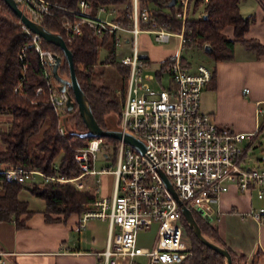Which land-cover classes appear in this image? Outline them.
I'll use <instances>...</instances> for the list:
<instances>
[{"label":"built area","instance_id":"1","mask_svg":"<svg viewBox=\"0 0 264 264\" xmlns=\"http://www.w3.org/2000/svg\"><path fill=\"white\" fill-rule=\"evenodd\" d=\"M14 1L29 19L41 25L51 14L53 4L47 0ZM188 4L189 0L175 1L174 16L180 28L174 32L157 23L147 7L139 8L137 0H132L126 23L118 19L114 6L100 5L92 10L85 0H78L75 8H64L58 18L66 45L83 35V27L98 40L111 35L114 48L127 45L118 61L127 68L118 127L122 134L143 141V152L122 138L115 139L110 148L102 137H93L74 150L73 159L80 169L76 177L48 176L19 165L0 170V183L2 179L24 183L37 177L44 181L74 182L77 189L83 188V178L92 177L89 189L94 195L99 191L100 175L110 173L111 196L96 199L93 204L96 209L84 211L80 223L83 226L89 217L108 220V237L98 254L101 264H183L192 257V252L185 242L184 218L178 201L202 219L203 215L212 219L217 214L215 205L232 187L240 193H254L257 199L264 198V156L257 159L250 155L255 147L264 151L260 126L237 132L217 124L209 113L200 109V94L211 78V69L203 63L191 69L182 56L181 50L193 41L190 35H185ZM19 25L38 55L47 103L58 118V133L64 135L61 117L66 113L70 93L68 87L58 91L54 84L52 65L57 53L42 46L39 34L20 21ZM141 33L152 34L158 43L174 36L178 49L150 68L149 56L139 46ZM26 46L22 45L17 54L23 71ZM23 79L22 76L20 82ZM42 90L37 87L35 94ZM98 153L103 161L111 159L112 163L97 169ZM160 172L172 185L176 197ZM246 214L257 225L264 224V207L252 208ZM153 225L156 234L152 244L140 246L139 231ZM6 256L0 250V264H5Z\"/></svg>","mask_w":264,"mask_h":264},{"label":"trees","instance_id":"2","mask_svg":"<svg viewBox=\"0 0 264 264\" xmlns=\"http://www.w3.org/2000/svg\"><path fill=\"white\" fill-rule=\"evenodd\" d=\"M47 1L53 5L51 14L46 16L42 25L47 30L56 31L62 35L58 18L64 13V8H75L78 0ZM85 1L91 5L92 10L100 5L114 6L118 19L123 23L128 21L127 12L131 7L132 0ZM169 1L137 0V5L139 8L147 7L151 17L157 23L163 24L174 32L179 29L180 22L174 16V5H168ZM238 3L239 0H189V7L197 8L200 4L203 5V13L196 18L188 16L185 21V35H190L193 38L188 46L202 47L208 44L210 48L207 54L215 61L230 59L233 46L237 41L257 54L264 53V46L257 40L244 38L249 18L240 14ZM204 14H206L205 17ZM228 25L233 28V38H228L223 33V29ZM82 30L83 35L77 37L67 47L72 54L76 78L87 98L92 114L96 122L106 128L107 120L110 119L109 115L119 114L118 101L110 99L107 87L96 86L92 82V75L89 72L78 71L76 65L80 63L84 68H87L96 64L99 49L106 48L107 56L104 58V64L113 62L116 65L120 77L121 96L124 92L127 68L113 61L114 46L111 35L106 34L98 40L92 36L88 28L83 27ZM30 44L31 40L24 35L18 17L3 0H0V114L10 116L6 128L0 131V141L4 144V149L0 151V164L7 167L19 165L26 170H36L45 175L63 179L76 177L80 174V169L74 162L73 153L87 138L73 132L68 134L65 132L64 135L58 133L59 121L47 103V93L42 79L39 58ZM41 44L62 55L57 46L42 38ZM22 45H27L26 58L23 61L24 71L22 63L17 57ZM58 73L63 77L68 76L67 63L63 57L58 65ZM22 76L24 79L20 82ZM17 84L19 86L14 91ZM39 86L43 90L41 93L35 94V89ZM69 93L71 94L70 90ZM66 113L67 121L73 123L75 129L78 131L85 129L76 108L66 111ZM102 139L106 143L108 141L115 142L113 138L102 137ZM56 158L59 160L57 169H54ZM26 185H28L31 194L44 200L45 209L43 212L47 221L54 220L50 217V213H62L63 216H67L70 213L91 210L96 201L94 194L77 189L69 181L41 180L37 182L30 180L19 183L2 179L0 183V221H14L17 227L24 226L25 219L32 211L28 209L27 202L18 197V194ZM193 216L203 234L227 248L232 264H244V258L235 255L231 249L220 242L216 230L205 219L195 213ZM183 225L185 234L186 231L192 232L184 219ZM198 242L192 257L183 264H225L220 255L199 240Z\"/></svg>","mask_w":264,"mask_h":264},{"label":"crops","instance_id":"3","mask_svg":"<svg viewBox=\"0 0 264 264\" xmlns=\"http://www.w3.org/2000/svg\"><path fill=\"white\" fill-rule=\"evenodd\" d=\"M202 6L192 9L189 17L200 16ZM238 6L240 14L249 18L244 38L255 39L264 46V0H239ZM223 33L233 38L232 26H226ZM138 40L140 48L149 56L150 68L178 49V42L173 52L161 48L163 43L156 42L149 33H141ZM189 48L202 52L211 69V78L200 94V109L219 125L237 132L252 131L259 125L260 134L264 135V53L257 54L237 41L230 59L215 61L208 56L204 45L185 47ZM196 64L188 63V66L192 69ZM9 119V115L0 114V131L6 128ZM3 149L0 141V151ZM6 167L0 164V170ZM107 174L111 175H100L96 199L111 196L112 175L107 193H100L103 176ZM89 178L92 182V177ZM18 197L27 202L32 213L23 227H17L14 221H0V250L7 254L5 264H101L98 254L108 237L106 218L89 217L81 226L82 212L51 217L54 220L47 221L44 200L31 194L28 185L20 190ZM260 206L264 207V198L257 199L254 193H240L232 187L215 205L216 221L208 222L220 242L244 258V264H264V224L257 225L246 214ZM95 209L93 205L91 210Z\"/></svg>","mask_w":264,"mask_h":264},{"label":"water","instance_id":"4","mask_svg":"<svg viewBox=\"0 0 264 264\" xmlns=\"http://www.w3.org/2000/svg\"><path fill=\"white\" fill-rule=\"evenodd\" d=\"M3 1L18 17L19 21L22 22L31 32L39 34L42 39H44L48 43H51L57 46L61 51L62 55H59V54L54 55L55 61L52 65V75H53L54 80L56 81V83L54 84L58 91H64L66 87L69 88V90L71 91V94H69L68 99L65 104L66 111H71L74 108H76L78 115L85 127L83 131H78L77 129H73L69 127L68 121H67V113H65L61 117V122L65 128V132L67 134L73 132L84 138H93V137H96V138L108 137V138H113V139L122 138L124 142L130 144L131 146L136 148L138 151L143 152L145 149V144L140 139L135 138L128 133L122 134L119 127L112 128V127L107 126L106 128H103L96 122L92 114L91 108L89 106V103L87 101V98L84 92L82 91L79 85V82L76 78L71 51L65 44L64 39L61 36V34L56 31H49L43 25L29 19L21 11V9L17 6L14 0H3ZM175 1L176 0H170L168 2V5L169 6L175 5ZM203 16L205 17L206 14H204ZM209 48L210 46L208 44L204 45L205 51H208ZM62 57L65 59L67 63V68H68L67 77H63L58 73V65L60 64ZM107 121L110 122L111 119H108ZM160 174L167 188L170 190L173 196L176 197V193L172 185L170 184V182L161 172ZM178 202L180 204L182 216L186 224L188 225V227L191 228L195 237L205 246L212 249L213 252L220 255L224 259L225 264H232L231 256L227 248L209 239L207 236H205V234H203V232L199 228V225L197 224L195 217L193 216V213L187 207H185V205H183L180 201ZM199 213H202V212L199 210ZM203 217L207 222L211 220L210 217H208L207 215H203Z\"/></svg>","mask_w":264,"mask_h":264},{"label":"rangeland","instance_id":"5","mask_svg":"<svg viewBox=\"0 0 264 264\" xmlns=\"http://www.w3.org/2000/svg\"><path fill=\"white\" fill-rule=\"evenodd\" d=\"M201 6V4H200ZM192 9H194L193 7H189L188 4V10H187V15L189 16L190 13L192 12ZM180 28V27H179ZM179 30V29H178ZM175 30V31H178ZM152 37V36H151ZM177 39L174 36L169 37V41L166 43H163L161 45V48L163 49H169L175 51L177 49ZM127 49V45L125 44V46L123 48H114V62H118L119 61V57L121 56L122 52H124V50ZM182 52V56L186 59V61L192 65H194L195 63H203L208 65V61L205 58V55L202 54V52L197 51L196 49H185L183 48L181 50ZM107 51L106 48L101 47L98 51V57H97V62L96 64H92L87 68H84L82 64L78 63L76 65V67H78V71L80 72H89L92 75V82L96 85V86H105L107 87L108 91H109V98L114 100V101H118V111L120 108V104L122 101L123 96H121V88H120V77L118 75V71L116 70V65L113 64V62H108L104 64V58L107 56ZM102 61V62H101ZM155 66V65H154ZM154 68V67H152ZM152 70V69H151ZM153 71V70H152ZM165 77H164V83H165ZM109 118L111 119V121H107V126L112 127V128H116L118 127V119H119V115L118 114H110ZM5 121V120H4ZM4 121H2L3 123H5ZM68 125L69 127L75 129V126L73 125V123L68 121ZM5 128V127H3ZM116 142V140H115ZM115 142H111L108 141V145L111 148V145H114ZM250 155L253 156L254 158H262L264 156V151H262L259 147H255L251 152ZM58 160L59 158H56L54 161V169H57V165H58ZM106 160H102L101 158V154L98 153L97 156V160L95 162V167L97 169H99L100 167L104 166H109V162L110 164L112 163V160L109 159V162ZM111 175L107 174L103 176V186L102 188H100V193H107L109 187H110V181H111ZM34 181L40 182L41 180L38 179L37 177L34 179ZM29 183V182H28ZM70 184L74 185V182H70ZM82 183L83 188L79 189L81 191H89L90 192V184L92 183L90 181V178H83L82 179ZM75 186V185H74ZM76 187V186H75ZM91 193V192H90ZM96 196V195H95ZM97 197V196H96ZM50 217H58V216H63V214H55V213H50L49 214ZM210 221H216L215 217L213 216L212 219ZM155 234H156V226L153 225L152 227H150L149 229L146 230H141L138 233V244L142 247H148L152 244L154 238H155ZM185 235V242L186 245L189 247V249L191 250L192 254H193V250L194 248L197 247V244L199 243L198 240L194 237V235L192 234L191 231H186ZM207 236V235H205ZM209 239L215 241L214 239L210 238L209 236H207ZM217 242V241H215ZM220 244V243H218ZM221 245V244H220Z\"/></svg>","mask_w":264,"mask_h":264}]
</instances>
